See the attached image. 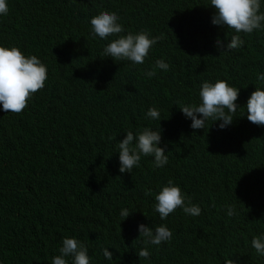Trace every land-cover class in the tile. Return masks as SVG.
<instances>
[{"label":"trees","instance_id":"obj_1","mask_svg":"<svg viewBox=\"0 0 264 264\" xmlns=\"http://www.w3.org/2000/svg\"><path fill=\"white\" fill-rule=\"evenodd\" d=\"M208 3L11 0L0 45L39 57L48 78L20 113L0 111V264H51L65 237L85 243L91 264H109L102 248L111 264H264L251 247L264 232V125L248 121L243 107L264 86L257 80L264 31L241 33L244 46L221 53L215 40L227 43L234 33L211 23ZM105 10L126 31L159 37L143 64L101 55L107 41L92 38L89 20ZM161 58L168 71L155 68ZM217 79L240 88L241 108L224 129L209 120L194 130L179 107L198 103L201 82ZM149 107L160 121L145 118ZM144 127H160L168 163L154 168L142 157L132 173H120L118 142ZM168 180L200 206L199 216L177 208L159 218L145 192ZM122 208L131 212L123 221ZM141 223L165 224L173 234L149 246V260L136 255Z\"/></svg>","mask_w":264,"mask_h":264},{"label":"clouds","instance_id":"obj_2","mask_svg":"<svg viewBox=\"0 0 264 264\" xmlns=\"http://www.w3.org/2000/svg\"><path fill=\"white\" fill-rule=\"evenodd\" d=\"M208 6L214 9L211 23L226 30L231 29L234 33L227 43L219 38L215 40L218 50L222 49L221 53L242 48L245 41L241 38V33L264 31V11L261 10L264 0H209ZM10 8L11 0H0V17L6 16ZM89 24L93 39L107 41L101 55L110 57L114 62L128 61L132 66L143 64L159 40L158 36L151 35L147 30L126 31L120 23L119 15L107 10L92 16ZM155 68L168 71L169 64L163 58L157 59ZM146 75L150 78L154 71H148ZM47 78V65L39 57L26 55L16 46L0 45V111L20 113L26 108L33 94L45 86ZM257 80L264 85V73H258ZM239 90L240 88L231 85L227 80H205L199 88V102L184 104L179 109L186 119H190V128L194 130L205 129L209 120L220 121L218 127L224 129L232 124L234 115L241 108L236 103ZM243 107L248 121L257 126L264 125V86H255V91L250 94ZM144 116L153 121L161 120L160 110L155 107H149ZM160 143V127L159 130L144 127L135 133L125 132L124 138L117 144L119 172L132 173L134 167L140 166L141 158L149 156L153 158L154 168H163L168 163V156L165 148L159 146ZM145 194L154 196V211L162 221L177 208L188 216H199L201 213L200 206L193 204L190 197L172 180H168L157 192L153 193L148 189ZM226 208L229 217L237 214L235 205H226ZM130 213L127 208H122L119 212L121 221ZM137 231L144 247L136 255L145 260L150 258L149 246L170 242L173 235L165 224L152 228L141 223L137 225ZM251 247L258 256L264 257V232L253 236ZM108 249L102 248L101 251L104 259L111 264L113 254ZM51 264H91V257L85 243L76 237H65L58 249V255L51 258ZM226 264H235V261L228 260Z\"/></svg>","mask_w":264,"mask_h":264}]
</instances>
